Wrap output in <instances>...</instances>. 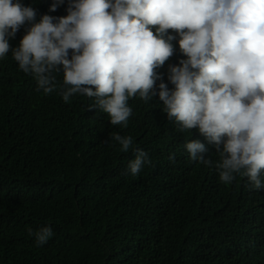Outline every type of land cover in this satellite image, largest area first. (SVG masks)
<instances>
[{
	"label": "trees",
	"instance_id": "1",
	"mask_svg": "<svg viewBox=\"0 0 264 264\" xmlns=\"http://www.w3.org/2000/svg\"><path fill=\"white\" fill-rule=\"evenodd\" d=\"M21 2L36 22L67 15L68 0L55 12L53 0ZM178 40L156 69L157 93L161 82L174 87L169 68L187 58ZM93 103L44 95L11 53L0 60V264H264V189L250 190L239 175L224 185L214 166L190 162L184 145L193 140L205 144V159L219 156L197 129L179 132L158 95L129 100L127 128ZM112 133L131 136L154 166L128 174L134 153L120 152ZM41 226L54 235L37 247L27 229Z\"/></svg>",
	"mask_w": 264,
	"mask_h": 264
},
{
	"label": "clouds",
	"instance_id": "2",
	"mask_svg": "<svg viewBox=\"0 0 264 264\" xmlns=\"http://www.w3.org/2000/svg\"><path fill=\"white\" fill-rule=\"evenodd\" d=\"M64 3L53 0L49 11ZM66 11L36 22L33 7L0 0V60L11 53L44 95L94 99L89 108L112 126L128 127L129 100L158 95L176 129H197L219 156L205 159V144L193 140L184 145L190 162L214 166L224 185L239 175L250 190L264 189V0H68ZM21 27L25 35L13 48L9 40ZM177 36L187 58L169 68L174 87L161 82L157 93L156 69L175 54ZM111 140L120 152L133 151L131 176L154 166L131 136L112 133ZM27 232L37 247L54 235L51 226Z\"/></svg>",
	"mask_w": 264,
	"mask_h": 264
}]
</instances>
